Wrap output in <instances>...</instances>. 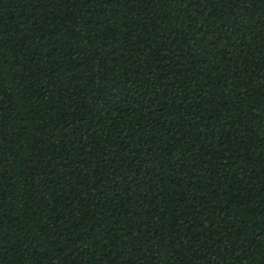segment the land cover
<instances>
[{
  "label": "trees",
  "instance_id": "16d2710c",
  "mask_svg": "<svg viewBox=\"0 0 264 264\" xmlns=\"http://www.w3.org/2000/svg\"><path fill=\"white\" fill-rule=\"evenodd\" d=\"M0 264H264V0H0Z\"/></svg>",
  "mask_w": 264,
  "mask_h": 264
}]
</instances>
